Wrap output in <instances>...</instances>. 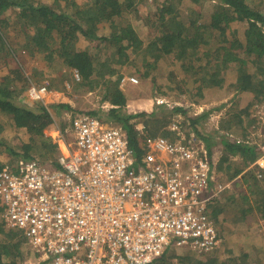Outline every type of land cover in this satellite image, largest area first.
<instances>
[{
  "label": "built area",
  "instance_id": "obj_1",
  "mask_svg": "<svg viewBox=\"0 0 264 264\" xmlns=\"http://www.w3.org/2000/svg\"><path fill=\"white\" fill-rule=\"evenodd\" d=\"M73 75L80 81L78 71ZM122 84L139 81L124 77ZM49 94L46 83L27 89L33 102L46 104ZM144 129L137 128V156L122 128L78 113L58 132L65 149L56 160L0 169L2 221L24 234L37 264H155L173 247L203 256L222 247L209 204L223 186L212 187L207 146L179 120L168 126L169 136ZM257 165L264 168V159Z\"/></svg>",
  "mask_w": 264,
  "mask_h": 264
},
{
  "label": "trees",
  "instance_id": "obj_2",
  "mask_svg": "<svg viewBox=\"0 0 264 264\" xmlns=\"http://www.w3.org/2000/svg\"><path fill=\"white\" fill-rule=\"evenodd\" d=\"M41 1L0 0L2 49L8 48L13 62L18 60L15 55L18 37L9 34L10 24L1 16L9 9L19 10L31 23L29 32L22 38L23 49L43 54L50 66L57 62L69 71H78L79 85L83 86L87 92L100 91L102 103L110 106L108 117L113 118L126 130L136 155H142L138 147V132L131 123L138 117V114L126 111L129 96L120 89L121 78L113 80L112 77L119 74L121 68L130 62L132 55L150 54L140 38L142 30H136L132 22V19L137 21V7L144 0H88L86 4L71 11L62 7L59 0H54L49 4L41 3ZM191 1L194 4L200 2V0ZM212 1L216 2V7L208 20L201 19V15L198 18L194 17V10H190L187 14L180 12L177 4H180L181 0H165L156 4L152 17L153 27L149 28L150 25L147 26L146 22L148 31L156 32L152 45L157 52L173 55L175 60L180 62L186 80L194 86L193 91H186L191 104H201L206 100L204 99L206 88L222 86L224 78L221 75L223 71L225 72L229 61L237 62L239 66L236 83L230 87L237 92L243 91L259 96L261 91H264V0L258 2L256 0ZM233 22L243 27L245 41L243 45L240 43L244 48L243 54L232 53L231 48L228 47L230 41L234 39L228 38L226 32ZM102 30H105L104 34L101 33ZM216 36L219 38L218 41ZM212 38L216 40L210 44L209 39ZM81 39L88 43L100 42L103 48L99 49L100 51L90 46L82 48L79 46ZM103 51L104 54H102ZM248 63H255L256 69L252 74L246 71ZM117 65L119 69L116 68ZM149 66H151L150 70L144 73L146 78L152 74L151 70L156 67V64L146 65V67ZM9 68V73L2 76L0 81V116L5 123L11 124L16 129L24 130L30 139L23 144L24 152H17L10 140L5 138L6 127L0 121V124L5 127V129L0 127V153H7L12 157L5 165L15 169L20 161L55 159L57 145L52 142L51 138L45 136V130L54 124L55 114L59 115L63 111L73 110V105L69 102L44 105L25 99L24 94L31 82L39 83L41 79L35 78L36 73L28 75L24 65L19 62L18 67L10 66ZM255 72L257 74H254ZM50 81L47 84L48 88L53 89L55 87L52 86L53 77ZM62 89L64 90L65 87L63 86ZM246 107L244 114L247 112ZM77 112L95 116L106 123L101 117L100 109L89 111L81 109ZM169 112L173 115L178 111ZM208 114L206 112L190 119L191 126L197 134H201L199 122ZM225 143L230 154L243 157L246 162L245 167L253 164L259 157V152L254 147ZM227 160L228 157L225 155L221 161L224 163ZM5 165H2L0 169ZM241 171L236 170L231 178L237 177ZM259 171L260 168L255 166L247 173V179L253 180L258 186L260 181L264 182L263 173V178L258 179ZM260 189L256 193L250 192L252 198L254 197V207L248 206V197L244 193L245 197L241 202L244 210L240 209L244 216L256 211L264 219V185L263 189ZM1 211L0 208V232L5 234L6 242L0 244V264H14L9 255V247L16 248L20 244V241L15 240L20 231L2 227L5 225L1 218ZM19 247L17 246L18 251ZM165 255L156 262L166 264ZM187 259L190 264H202L197 259ZM245 263L246 256H241V258L231 257L221 262L216 258H210L206 264Z\"/></svg>",
  "mask_w": 264,
  "mask_h": 264
},
{
  "label": "rangeland",
  "instance_id": "obj_3",
  "mask_svg": "<svg viewBox=\"0 0 264 264\" xmlns=\"http://www.w3.org/2000/svg\"><path fill=\"white\" fill-rule=\"evenodd\" d=\"M53 1L54 0H42L41 3L49 4ZM59 1L62 7L68 8L67 10L71 11L86 4L88 0ZM164 1L165 0H144L139 4L137 7L138 19L137 21L132 19V22L134 23L136 30H142L140 38L144 42L145 49L149 51L150 54L132 55L130 62L121 68L119 74L112 77L113 80L121 78L120 89L129 96L126 111L131 114H138V117L133 119L131 123L134 124L136 130L138 127L144 126V132L147 134L169 136L170 133L168 131V126L174 121L179 120L180 122L189 125L191 118H195L197 115L199 116L207 112L209 113L208 116L199 122V127L204 136H214V150L218 158L219 156H222L221 151L223 150L222 147L219 148L220 142L223 139L231 141L230 135L242 141H248L251 146L256 148L260 147L264 144V135L259 136L258 132H264V124H259L258 119H256L257 122L252 121H254L253 112L256 109L259 110L262 108L264 111V91L262 90L259 96H255L252 93H243L240 98L237 95H234V90L230 86L235 84L237 80V70L239 69L237 62L229 61V63L226 64L227 68L221 75L222 78H224L222 86L219 88H206V98H204L206 100L202 101L201 104L195 105L196 107L194 108V103L191 104L189 94L186 93L187 90L189 92L193 91L194 86L191 82L186 80L180 62H177L173 55L169 56L164 53H159L153 47L152 40L156 35V32L154 30L149 32L148 29L153 27L152 17L156 4H160ZM190 1L191 0H181V3L177 4L178 10L183 12V14H187L190 10H194V17L198 18L201 15L200 18L203 20H208L215 11L216 2L212 0H200L198 4H194ZM256 1L258 2L259 0ZM257 4L259 6L261 5V3ZM4 16H9L8 19L6 17L7 23L10 24L9 34L16 38L18 37V45L17 49H15V55L18 60L13 62L8 48L2 49L1 47L0 81L2 76L9 73V67H18L19 62L24 65L28 75L31 76L33 73H36L35 78L37 80L41 79L39 83H32L47 84L51 82L50 78L53 77L54 84L52 86H55L53 89L61 90L64 86L65 89L60 92H63L65 95V98H62L64 99V102L71 103L76 112L81 109L88 111L100 109L102 113L101 117L105 120L106 126L119 127L126 131L122 126L118 125L113 118L108 117L110 106L107 103H102V95L99 90L87 92L83 86L79 85V81L75 80L73 71H69L57 62L50 66L44 59L43 54L23 49L22 38L29 32L31 25L26 16L19 12V10L11 13V15L6 12L3 17ZM199 21L201 20L199 19ZM146 22L147 26L150 25L149 28L146 26ZM242 28V25L233 22L226 32L228 38L234 39L233 41H230L229 46L227 45L231 48L232 53L243 54L244 48L241 44L243 45L245 38L243 37L244 31ZM101 33L104 34L105 30H102ZM216 38L218 41L219 38L217 36ZM215 40V38L209 39L210 44L215 42ZM79 46L82 48L90 46L94 50L103 48V45L100 42L96 41L88 43L84 39L80 40ZM102 54H104V51ZM242 58H244V56H242ZM147 64H156V67L151 70L152 74L148 78L144 77V73L151 68V66L146 67ZM254 64L255 63L247 64L246 69L248 70L246 71H249L250 74L256 69ZM116 68L119 69V65H117ZM252 68L254 69L252 70ZM254 74H257V72ZM124 77H135L138 79L139 84L135 86L123 85L122 78ZM253 83L255 84L254 78ZM24 96L25 99L30 100L27 96V92H25ZM157 99L166 100L168 105H157ZM50 102L51 101H49V103ZM235 103H237V105ZM44 105H49L48 100ZM198 106H202L203 110L198 112V110H196ZM245 107L247 108V112L244 114ZM172 110H177L178 112H175L172 115L169 112ZM65 113H69V110L59 116L55 114L57 123H61L67 118L64 115ZM195 113L197 115H195ZM0 121H2L6 127L5 129L4 125L0 124V127H4L5 129V138L10 140L12 146L16 148L17 152L23 153V144L29 141L30 136L25 133L24 130L16 129L14 126L12 127L11 124L5 123L1 116ZM46 132L50 133L52 130L50 131V129H47ZM69 139L70 141L75 142L74 136H70ZM56 156H58V152H56ZM11 158L12 157L7 153H0V167L8 163ZM218 164L219 161L216 164L217 167L215 166V176L219 182L223 183L231 178L236 170H239V166L244 164L245 167L246 162L236 156V158H231L229 161L222 163L219 168ZM254 165L252 168H254ZM241 174L242 177L245 176L243 177V180H246L248 177L247 174ZM248 180L249 181L247 182H249V184L242 182L237 183L236 192H238V196L231 200H227V202L224 200L221 205L225 206V212H221V216L219 214L217 216L218 218L215 217L214 219L223 238L222 247L213 254L204 256L198 255L195 251L190 252L191 249L187 247H173L164 257L167 261L166 264H190L187 258H192L193 260L197 259L202 264H206L210 258H216L221 262L230 259L231 257L241 258V256H246L245 264H264V221H261L260 216L258 217L257 213L254 211L245 216L240 211L241 208L243 209L241 205L242 199L247 196L255 203L254 197L252 198L250 192L253 191L256 193L258 190H261L260 188L263 189V185L261 187L259 183L258 186L253 180H250L249 178ZM244 193L246 194L245 196ZM225 202L228 203V205H226ZM5 238V234L0 232V244L6 242ZM15 240L17 242L20 241V244L17 245L20 246L19 251L17 246L16 248H14V246L9 247V255L14 264H33L34 262L39 261V255L28 244L27 239L22 232H20ZM34 254L37 255L36 258L34 257ZM36 259H38V261ZM155 264L160 263L156 262Z\"/></svg>",
  "mask_w": 264,
  "mask_h": 264
},
{
  "label": "crops",
  "instance_id": "obj_4",
  "mask_svg": "<svg viewBox=\"0 0 264 264\" xmlns=\"http://www.w3.org/2000/svg\"><path fill=\"white\" fill-rule=\"evenodd\" d=\"M6 12H8L10 15H11V13H13V12H15V11H13L12 9H9L8 11H6ZM5 12V13H6ZM4 13V14H5ZM3 14V15H4ZM3 15L1 16L3 19H6V17H7V19H8V17L9 16H4L3 17ZM8 15V14H7ZM6 19V20H7ZM0 50H2L1 49V42H0ZM12 59V58H11ZM1 72V71H0ZM0 76H1V74H0ZM40 84H43V83H40ZM47 84H49V83H47ZM67 85V84H66ZM50 86V85H49ZM219 88V87H218ZM49 90H50V94H49V96H48V104L49 105H51V104H56V103H67L66 101L64 102V99L62 98V97H64L65 98V95H64V93L62 92V93H60L61 91H63V89H61V90H58V89H52V88H50L49 87ZM243 91H240V92H237V91H233V93H234V95H237L238 97H240L243 93H245V92H243ZM206 95V94H205ZM241 98V97H240ZM61 99V100H60ZM49 101H51L50 103H49ZM71 104V103H70ZM205 104H207V103H205ZM229 104H231V103H229ZM193 106H194V108L196 107L194 104H193ZM196 110H198V112L199 111H202L203 110V108H202V106H198L197 108H196ZM65 111H63L62 113H59V115H61V114H63ZM255 112V113H254ZM253 112V116H256L257 115V117H253V120L254 121H252V122H257V120L256 119H258V123L259 124H264V111L262 110V108H260L259 110H255ZM258 113H261V115L263 116V119H260L258 116ZM75 114H78V112H76L75 111V109H73V110H69V113H65L64 115L67 117V118H65L61 123L59 122V123H57L56 122V119H54V125H52V126H50V127H48L47 129H50V131L52 130V132H50V133H48V132H46V130H45V136L47 137V138H51V140H52V142L54 143V144H56L57 145V152H58V155L62 152V151H64V146H63V144L62 143H57V141H56V138H57V136H58V132H62L63 130H65L66 129V127L68 126V124H69V122L71 121V119H72V117L75 115ZM59 115H57V116H59ZM195 115H197L196 113H195ZM198 116V115H197ZM57 124V125H56ZM61 125V126H60ZM199 126V125H198ZM189 127L191 128V130L193 131V132H195L194 131V129L192 128V126H191V121H190V124H189ZM200 128V127H199ZM260 132H261V134H260ZM196 133V132H195ZM197 134V133H196ZM258 135L260 136V135H264V132H262V131H259L258 132ZM197 136L202 140V142L207 146V148H208V151H209V155L210 156H212V158L214 159V173H215V166L217 167V162L219 161V164L220 165H222V158H223V156H227L228 157V160L227 161H229L231 158H236V156H238L240 159H242V160H244L243 159V157L241 156V155H233V154H230L228 151H227V149H226V143L225 142H230V143H234V142H231L230 140H222L221 142H220V146H219V148H221L222 147V151H221V154H222V156L220 157L219 156V158H218V156H217V154H216V152H215V150H214V136L213 135H211V136H204L203 134H202V132H201V134H197ZM234 144H237V143H234ZM216 145V144H215ZM240 145H245V146H248V147H254V146H251L250 145V143L249 144H245V143H243V144H240ZM260 146V145H259ZM254 148H256V147H254ZM258 151H259V157L256 159V161L253 163V164H251L249 167H244V164L242 165V166H239V171L240 170H242L241 171V173H244V174H247L248 172H249V170L250 169H252V167H253V165H254V167L255 166H258L259 167V165H257V162L258 161H260L261 159H264V144H262L260 147H258V148H256ZM225 154V155H224ZM56 158H57V156L55 157V159H47V160H43L44 162H46V161H49V160H56ZM219 159V160H218ZM218 164V168L220 167V165ZM218 168H216V169H218ZM244 168V169H243ZM260 168V171L257 173V176H258V179H260V178H263L262 177V173H263V175H264V168H261V167H259ZM262 171V172H261ZM241 173H239V175L237 176V177H235V178H229V179H227L225 182H223V183H221V182H219L218 181V179H216V176L214 177L215 178V180H214V183L212 184V187L215 189V187L218 185V184H221L222 186H223V189H222V191H220V192H218V193H216V189L214 190V192H215V194H216V197L215 198H213L212 200H211V202H210V204H209V211H210V214L212 215V217H213V219H215V217H217L219 214H220V216H221V212H225V210H224V208H225V206L224 205H221V203H223L224 202V200L227 202V200H231V199H233V198H235L236 196H238V192H236L237 191V189H236V187H237V183L238 182H242V183H248L249 184V182H247V180H243V177H245V176H241L242 174ZM261 180V179H260ZM249 181V180H248ZM262 185H264V182L263 181H260V186L262 187ZM247 192V191H246ZM248 193V192H247ZM248 206H251V204H252V206L254 207V202L251 200V198L250 197H248ZM225 202V204L226 205H228V203H226ZM214 205H217V206H214ZM1 208V207H0ZM2 209V208H1ZM256 212V211H255ZM257 213V212H256ZM1 216H2V211H1ZM257 216L259 217V215L257 214ZM218 218V217H217ZM260 220L261 221H264V219L260 216ZM215 221V220H214ZM225 222V221H224ZM5 228H6V226H4ZM8 228V227H7ZM16 230H18V229H16ZM20 231V230H19ZM21 232V231H20ZM213 254V253H212ZM211 255V254H210ZM34 257L36 258L37 257V255L36 254H34ZM37 261H38V259H36ZM37 262H34L33 264H36Z\"/></svg>",
  "mask_w": 264,
  "mask_h": 264
}]
</instances>
